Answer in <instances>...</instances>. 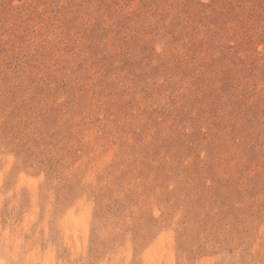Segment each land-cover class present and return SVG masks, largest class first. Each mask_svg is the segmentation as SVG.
<instances>
[{
    "label": "rangeland",
    "instance_id": "rangeland-1",
    "mask_svg": "<svg viewBox=\"0 0 264 264\" xmlns=\"http://www.w3.org/2000/svg\"><path fill=\"white\" fill-rule=\"evenodd\" d=\"M0 264H264V0H0Z\"/></svg>",
    "mask_w": 264,
    "mask_h": 264
}]
</instances>
